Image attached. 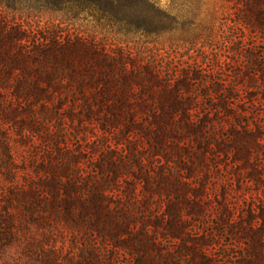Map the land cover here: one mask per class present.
<instances>
[{
  "label": "trees",
  "instance_id": "trees-1",
  "mask_svg": "<svg viewBox=\"0 0 264 264\" xmlns=\"http://www.w3.org/2000/svg\"><path fill=\"white\" fill-rule=\"evenodd\" d=\"M236 4L264 37V0ZM181 26L158 0H0V264H264L252 77L175 59Z\"/></svg>",
  "mask_w": 264,
  "mask_h": 264
},
{
  "label": "rangeland",
  "instance_id": "rangeland-1",
  "mask_svg": "<svg viewBox=\"0 0 264 264\" xmlns=\"http://www.w3.org/2000/svg\"><path fill=\"white\" fill-rule=\"evenodd\" d=\"M158 1L161 6L175 12L180 18L182 29L179 28L174 33L175 36L182 38L184 35H192L195 33V29L201 33V37L194 40L193 43H186L183 45L184 47L176 49L170 46L169 41H166L163 46L164 50H167L175 59L189 62L197 61L203 65H213L216 70H222L232 76H238L242 81H245L247 76L252 77L250 82L253 85L251 88L252 93L254 92V112L264 117V101H259L261 96H264V37L256 38V33L258 32L256 29H254V33L251 32L250 27L243 29L235 28L234 25L237 22V18L241 15L237 8V0H175L173 3L171 0ZM212 15L215 16L214 20H212ZM53 18L55 17L51 14H42L39 24L44 26L46 23L52 21ZM77 23L81 25L79 29L85 32L96 30L97 38L103 36L98 31L103 33L109 29L108 27L100 28L91 20L78 21ZM210 23L213 24L214 28L219 27L211 43L210 40L206 39L208 38V27H210ZM230 27L234 28L233 35H230L232 33ZM241 34L244 35L240 37ZM253 34L254 40L249 39ZM166 37L167 35H163L151 39L161 42ZM107 38L113 40L116 37H114L113 33H107ZM129 38L137 40L141 44H143L142 42L145 39L147 40V38L138 34L129 36ZM151 39L148 38V40ZM241 40L248 44L246 47H254L253 52L256 54L254 65L247 63L244 54L238 51L242 44ZM145 45L151 47L153 44L150 42ZM245 74L248 75L245 76ZM260 152L263 156L264 149L261 148ZM228 168L229 170L231 169L230 167ZM234 171V169H231L229 172L232 174ZM236 173H239V171L236 170ZM230 178L232 186L236 189L234 200L236 198H240L239 200H241L243 197L242 191L247 190V187H243V185L239 187L237 183L235 184L233 182V178ZM254 187L252 186V189ZM247 196H249V193H246L244 197Z\"/></svg>",
  "mask_w": 264,
  "mask_h": 264
}]
</instances>
